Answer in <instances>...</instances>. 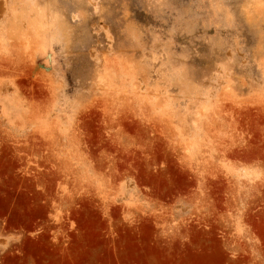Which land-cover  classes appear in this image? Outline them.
Wrapping results in <instances>:
<instances>
[{
  "label": "rangeland",
  "instance_id": "1",
  "mask_svg": "<svg viewBox=\"0 0 264 264\" xmlns=\"http://www.w3.org/2000/svg\"><path fill=\"white\" fill-rule=\"evenodd\" d=\"M0 264H264V0H0Z\"/></svg>",
  "mask_w": 264,
  "mask_h": 264
}]
</instances>
